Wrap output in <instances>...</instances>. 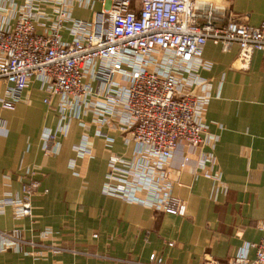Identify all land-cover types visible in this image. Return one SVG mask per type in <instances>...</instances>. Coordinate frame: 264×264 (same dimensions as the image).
I'll use <instances>...</instances> for the list:
<instances>
[{"label":"crops","instance_id":"obj_1","mask_svg":"<svg viewBox=\"0 0 264 264\" xmlns=\"http://www.w3.org/2000/svg\"><path fill=\"white\" fill-rule=\"evenodd\" d=\"M23 2L15 0L17 7ZM5 3L0 0V6ZM222 4L239 24L256 27L264 20V0ZM99 7L95 3L92 10ZM75 9L90 17L91 10L75 2L67 7L72 19H78L72 16ZM5 15L0 11V24ZM60 38L71 39L65 31ZM237 53L235 46L222 52L207 41L201 61L209 68L183 75L180 82L191 95L208 96L200 121L216 138L198 155L182 147L173 152L171 195L185 205L184 217L100 194L108 156L130 158L135 148L124 141L120 110L95 121L92 107L102 101L99 83L86 79L89 112L58 127L57 99L43 104L46 94L31 79L14 110L0 107L5 125L0 128V199L19 194L17 177L25 168L38 171L31 218L14 220L9 207L0 215V231H16L19 240L14 248L0 251V264H147L152 254L162 264H206L208 258L225 264L244 245L256 243L261 237L257 225L264 221V60L254 52L246 70H240ZM193 79L202 87H190ZM47 133L55 139L45 153L41 139ZM81 136L88 155L78 157L73 147ZM105 139L112 141L109 147ZM208 155L212 164L201 169L207 176H195L198 162ZM184 158L187 162L179 169ZM216 175L218 182L211 178ZM247 258H253L251 249Z\"/></svg>","mask_w":264,"mask_h":264},{"label":"built area","instance_id":"obj_2","mask_svg":"<svg viewBox=\"0 0 264 264\" xmlns=\"http://www.w3.org/2000/svg\"><path fill=\"white\" fill-rule=\"evenodd\" d=\"M226 1L213 5L207 0H24L17 7L15 0H6L0 6L6 13L0 24V107L14 110L28 82L37 79L46 94L42 103L57 99L58 127H66L68 118L89 112L86 79L96 81L102 101L92 107L95 121L120 110L125 117L119 124L127 135L124 141L135 148L130 158L108 156L100 194L184 217L185 205L171 195L173 152L182 147L198 155L216 138L200 121L208 96L191 95L180 85L182 76L209 68L201 61L207 41L222 52L237 47L235 66L240 70H246L254 52L264 60V20L256 27L239 24L222 4ZM75 2L91 10L89 19L70 17L67 7ZM95 3L100 7L94 11ZM60 31L70 35L69 42L61 40ZM189 83L202 87L195 79ZM0 128L5 125L0 123ZM54 139L50 133L42 137L45 153ZM111 143L105 139L107 147ZM86 146L81 136L73 151L83 157L88 155ZM186 162L182 159L178 168ZM204 163L212 164V157L198 162L195 176H207L201 170ZM37 176L36 168L18 174L19 194L0 199V215L9 207L14 220L31 218ZM4 178L10 180V175ZM211 178L219 181L217 175ZM257 230L258 242L244 245L225 264H264V221ZM17 237L16 231H0V251L14 248ZM248 249L252 259L247 258ZM205 262L218 264L209 258ZM147 264L162 260L152 254Z\"/></svg>","mask_w":264,"mask_h":264},{"label":"rangeland","instance_id":"obj_3","mask_svg":"<svg viewBox=\"0 0 264 264\" xmlns=\"http://www.w3.org/2000/svg\"><path fill=\"white\" fill-rule=\"evenodd\" d=\"M210 1L213 5H219L220 0H207ZM74 18H78L80 20H87L89 18V12L84 9H75L72 13ZM10 111V110H8ZM261 223V222H260ZM259 224V223H258ZM258 226V225H257ZM258 242V241H257ZM254 244V243H253Z\"/></svg>","mask_w":264,"mask_h":264}]
</instances>
